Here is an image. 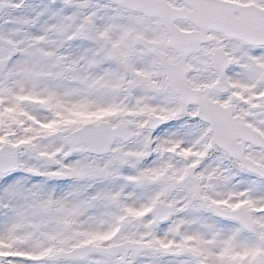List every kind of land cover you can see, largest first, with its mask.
I'll list each match as a JSON object with an SVG mask.
<instances>
[{
    "label": "snow or ice",
    "instance_id": "6c2138e0",
    "mask_svg": "<svg viewBox=\"0 0 264 264\" xmlns=\"http://www.w3.org/2000/svg\"><path fill=\"white\" fill-rule=\"evenodd\" d=\"M0 264H264V0H0Z\"/></svg>",
    "mask_w": 264,
    "mask_h": 264
}]
</instances>
